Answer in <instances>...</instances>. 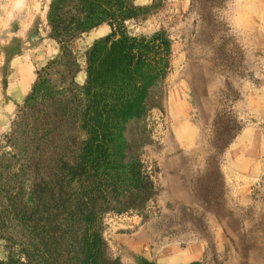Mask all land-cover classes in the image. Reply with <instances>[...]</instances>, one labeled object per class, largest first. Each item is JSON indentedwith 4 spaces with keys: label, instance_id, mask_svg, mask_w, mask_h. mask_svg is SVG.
<instances>
[{
    "label": "rangeland",
    "instance_id": "1",
    "mask_svg": "<svg viewBox=\"0 0 264 264\" xmlns=\"http://www.w3.org/2000/svg\"><path fill=\"white\" fill-rule=\"evenodd\" d=\"M50 2L0 0V154L36 73L59 54ZM131 2L128 35L162 34L169 55L142 92L148 107L113 115L117 158L99 165L102 238L121 264H177L196 247V264H264V0L212 11L196 0ZM108 33L101 25L73 44L82 68ZM10 254L0 241V262Z\"/></svg>",
    "mask_w": 264,
    "mask_h": 264
},
{
    "label": "trees",
    "instance_id": "2",
    "mask_svg": "<svg viewBox=\"0 0 264 264\" xmlns=\"http://www.w3.org/2000/svg\"><path fill=\"white\" fill-rule=\"evenodd\" d=\"M224 1L196 3L212 11ZM136 13L131 0H51L49 38L59 54L36 73L10 125L9 153L0 154V241L11 253L0 264H20L11 256L25 264H121L101 234L107 195L99 165L117 158L113 115L148 107L142 92L169 55L162 34L128 35ZM101 25L109 33L84 53L82 68L72 46Z\"/></svg>",
    "mask_w": 264,
    "mask_h": 264
},
{
    "label": "crops",
    "instance_id": "3",
    "mask_svg": "<svg viewBox=\"0 0 264 264\" xmlns=\"http://www.w3.org/2000/svg\"><path fill=\"white\" fill-rule=\"evenodd\" d=\"M202 249L196 247L195 249L190 248V250H186L181 253L180 260L177 264H190L198 261L202 256Z\"/></svg>",
    "mask_w": 264,
    "mask_h": 264
}]
</instances>
